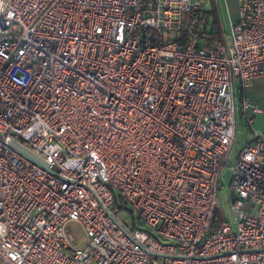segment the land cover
Listing matches in <instances>:
<instances>
[{
	"label": "built area",
	"instance_id": "2783aa9c",
	"mask_svg": "<svg viewBox=\"0 0 264 264\" xmlns=\"http://www.w3.org/2000/svg\"><path fill=\"white\" fill-rule=\"evenodd\" d=\"M238 1L228 43L211 0H0V264H264V0Z\"/></svg>",
	"mask_w": 264,
	"mask_h": 264
},
{
	"label": "rangeland",
	"instance_id": "374dc122",
	"mask_svg": "<svg viewBox=\"0 0 264 264\" xmlns=\"http://www.w3.org/2000/svg\"><path fill=\"white\" fill-rule=\"evenodd\" d=\"M219 12H220V16H221L220 18L222 22V31L224 32L226 41L230 43V36H229L230 19L227 13L224 12L223 6L220 7ZM250 137H251L250 130L245 126V123L242 120L239 121L237 142L234 146V152L231 156L232 164H235L237 153L244 147L246 141L250 139ZM231 176H232V172L230 169H226L223 172L222 179H221V190L219 191V196H220L221 208L223 210V213L225 214L226 219L232 223L234 221V215H233L232 206L230 202V196H229ZM123 217H125V219H127L128 222H131L130 221L131 215L128 211L123 213ZM69 230L71 232H74L76 235V242H75L76 245L79 247L83 246L86 242V238L80 226L76 223H71L69 226Z\"/></svg>",
	"mask_w": 264,
	"mask_h": 264
},
{
	"label": "crops",
	"instance_id": "0c3cea01",
	"mask_svg": "<svg viewBox=\"0 0 264 264\" xmlns=\"http://www.w3.org/2000/svg\"><path fill=\"white\" fill-rule=\"evenodd\" d=\"M221 3V4H220ZM212 9L218 19L220 30L222 31V22L220 16V7L223 6L224 12L227 13L230 21L237 22L239 20V1L238 0H211L208 5ZM223 32V31H222ZM245 96L252 103L264 106V77L255 79L245 91ZM259 128L264 127L262 119L257 121Z\"/></svg>",
	"mask_w": 264,
	"mask_h": 264
},
{
	"label": "water",
	"instance_id": "95a60500",
	"mask_svg": "<svg viewBox=\"0 0 264 264\" xmlns=\"http://www.w3.org/2000/svg\"><path fill=\"white\" fill-rule=\"evenodd\" d=\"M11 146L15 150L20 152L23 156H25L26 158H28L29 160L34 162L35 164L43 167L44 169H46L48 171H51V167L45 161H43L42 159H40L37 156H35L34 154L30 153L29 151H27L26 149L22 148L18 144L12 143Z\"/></svg>",
	"mask_w": 264,
	"mask_h": 264
},
{
	"label": "trees",
	"instance_id": "16d2710c",
	"mask_svg": "<svg viewBox=\"0 0 264 264\" xmlns=\"http://www.w3.org/2000/svg\"><path fill=\"white\" fill-rule=\"evenodd\" d=\"M221 38H222V35L220 33V31L217 32V34L215 35V37H213L212 40H210L209 42V46L210 47H213L216 43L220 42L221 41ZM245 97V93H244V90L241 92V99H243Z\"/></svg>",
	"mask_w": 264,
	"mask_h": 264
}]
</instances>
